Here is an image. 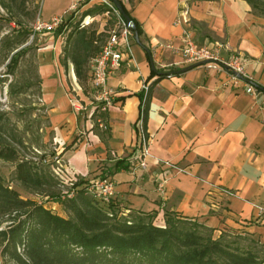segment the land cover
<instances>
[{
    "label": "crops",
    "instance_id": "obj_1",
    "mask_svg": "<svg viewBox=\"0 0 264 264\" xmlns=\"http://www.w3.org/2000/svg\"><path fill=\"white\" fill-rule=\"evenodd\" d=\"M75 1L43 19L66 13ZM120 1L138 22L139 39L151 61L132 38L108 81L113 96L103 137L97 133L102 123L92 129L91 115L99 104L93 106L84 95L73 65L67 61L74 95L60 77L52 76V64L43 62L39 69L55 141L72 145L63 153L66 171L85 182L97 176L111 179V205L118 212L155 213L159 226L165 224L166 211L175 212L212 228L216 237L241 232L264 244V222L258 219L264 206V91L256 87H264V15L245 0ZM185 34L197 46L221 44L219 62L237 52L244 56L246 77L205 63L188 68L193 64L164 48L167 43L179 48ZM151 64L158 70H184L157 79ZM248 84L255 88L251 93ZM144 85L151 91L145 125L148 156L141 169L133 155L140 116L137 93H145ZM82 105L87 114L80 119Z\"/></svg>",
    "mask_w": 264,
    "mask_h": 264
},
{
    "label": "trees",
    "instance_id": "obj_2",
    "mask_svg": "<svg viewBox=\"0 0 264 264\" xmlns=\"http://www.w3.org/2000/svg\"><path fill=\"white\" fill-rule=\"evenodd\" d=\"M245 1L252 9L264 13V2ZM103 7L96 13L110 11L108 6ZM113 8L118 10L115 5ZM122 8L138 36L141 35L138 22L123 4ZM88 11L85 15L90 14ZM119 15L123 18L120 12ZM62 27L60 25L58 29ZM96 40L95 31L76 25L62 49L61 61L64 66L67 61L73 65L80 86L89 80V61L100 50ZM25 41L19 40L18 45ZM144 48L151 61L149 49ZM22 50L9 57L7 66L10 69L17 63ZM183 70L153 68L151 75L157 74V79H161L180 74ZM256 87L264 91L263 86L256 84ZM150 91L151 86H148L145 93L143 90L137 93L140 98L138 120H142L144 130ZM100 103L96 110L102 109L103 103ZM106 114L107 109H104L98 116L96 111L91 115L92 129L97 131L102 123L103 130L97 131L100 137L108 132L107 124L103 123ZM5 121L4 113H0V160L16 161L18 143L6 135ZM15 179L24 189L39 193L41 198L62 197L51 189L53 177L30 160L16 162ZM86 184L78 179L74 184L76 192L73 197L63 198L64 210L69 213L64 217L38 201L23 199L17 190L5 184L0 175V256L13 264H264V253L259 255L258 249V245L264 248L261 242L241 246L236 240H227L232 235L227 232L213 237L212 228L170 211L164 213V226L153 224L155 213L136 212L137 216L131 220L117 216L112 200L101 202L86 192ZM235 236L245 237L241 234Z\"/></svg>",
    "mask_w": 264,
    "mask_h": 264
},
{
    "label": "rangeland",
    "instance_id": "obj_3",
    "mask_svg": "<svg viewBox=\"0 0 264 264\" xmlns=\"http://www.w3.org/2000/svg\"><path fill=\"white\" fill-rule=\"evenodd\" d=\"M69 1L0 0V113L5 115L6 135L18 143L17 160H0V175L5 184L17 190L23 199L38 201L44 207L64 217H68L69 213L64 210L62 200L71 193V190L75 189L74 184L77 182L76 180L70 184L69 178L73 180L72 176L75 174L66 171L63 157V153L72 145L60 146L55 141V133L51 130L48 118V106L42 99V79L39 69L43 62L52 64L54 66L52 76L60 77L62 83H66L67 93L74 95L70 79L71 64L68 62L66 68L61 64L62 49L66 44L68 34L76 25L85 26L89 31L96 32L97 45L101 47L106 41L109 30H115L118 37H120V31L123 30V21L119 17V12L113 10L114 4L109 0H106L107 3L99 0H76L66 13L60 14L64 20L61 23L63 25L61 30L58 27L53 30L38 28L37 22L50 21V19H43L46 14L63 9ZM259 1L264 2V0ZM103 6H108L110 11L96 13L105 8ZM87 11L90 12L89 15H85ZM254 12L264 15L258 10ZM22 39L26 41L18 45V41ZM21 48L23 50L17 63L10 69L7 66L9 57ZM81 88L84 95L93 102V106L97 103L101 105V101L96 98L98 93L92 88L89 80L83 82ZM78 110L80 119L86 118L87 109H84V105ZM101 111L102 109L98 108L96 116ZM20 159L30 160L43 172L50 174L53 177L51 189L57 194L60 193L62 197L59 199L41 198L39 193L24 189L15 179V165ZM75 178L80 179L79 176ZM114 192L113 189L112 197ZM116 213L117 216L128 217L130 220L137 216L136 212H123L122 214L116 210ZM153 224L159 226L155 219ZM227 233L232 234L230 239L226 238L227 240H236L241 246L254 244V241L260 242L241 232ZM236 234L245 237L244 239L237 238ZM213 237H216L214 232ZM259 246V255H263L264 248ZM0 264L13 263L0 256Z\"/></svg>",
    "mask_w": 264,
    "mask_h": 264
},
{
    "label": "built area",
    "instance_id": "obj_4",
    "mask_svg": "<svg viewBox=\"0 0 264 264\" xmlns=\"http://www.w3.org/2000/svg\"><path fill=\"white\" fill-rule=\"evenodd\" d=\"M102 3H107L106 0H99ZM113 8V7H112ZM113 10H116L113 8ZM120 17V15H119ZM123 21V30L120 31V37L117 36L115 30H109L108 36L104 44L100 47L99 52L89 61V81L92 88L98 93L97 99L103 103L102 110L107 109L112 104L113 90L108 84L109 78L112 73L120 67V64L126 54L125 51L128 48L129 41L133 38V32ZM63 16H57L50 21L37 22L38 28L53 30L60 26L63 22ZM221 44H216L215 47L197 46L189 35L185 34L182 37L181 46L175 48L172 43H167L164 48L177 52L181 61L187 64H195L199 62H205L208 67L212 68H226L232 75L240 77H246L245 64L246 58L238 52L231 55L227 61L219 62L217 47ZM144 90L148 89V86H143ZM254 86L248 84L246 91L251 93L254 91ZM137 135L136 149L133 157L138 162V166L141 169L146 167V158L148 156V136L143 128L142 120L139 119L137 123ZM73 180L69 178L70 184H73L77 179L72 176ZM162 182H159L158 186L161 188ZM86 192L93 197L99 199L103 203H109L112 199L114 184L108 177L97 176L89 179L86 184ZM224 193L231 194L226 190H221ZM76 190H71V193L67 197L71 198L75 194ZM258 219L260 222H264V206L259 207Z\"/></svg>",
    "mask_w": 264,
    "mask_h": 264
},
{
    "label": "water",
    "instance_id": "obj_5",
    "mask_svg": "<svg viewBox=\"0 0 264 264\" xmlns=\"http://www.w3.org/2000/svg\"><path fill=\"white\" fill-rule=\"evenodd\" d=\"M113 4L115 5V7L118 9V11L122 14L126 24L131 28L132 32H133V39L138 43L140 44L141 46L144 47V45H142V43L140 42V39H139V36L138 34L136 33V28L135 26L130 22V17L128 15H126L124 12H123V8H122V4L119 0H112ZM205 62H199L198 64H203ZM195 64L189 66L188 68H192ZM152 68H153V64H151ZM238 77H240L239 74H236Z\"/></svg>",
    "mask_w": 264,
    "mask_h": 264
}]
</instances>
